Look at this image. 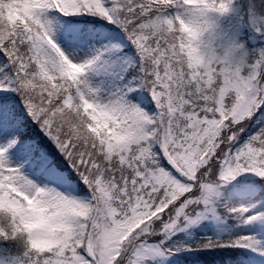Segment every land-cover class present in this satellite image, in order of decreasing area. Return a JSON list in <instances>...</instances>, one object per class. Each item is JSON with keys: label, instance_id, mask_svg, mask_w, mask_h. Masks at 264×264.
<instances>
[{"label": "snow or ice", "instance_id": "6c2138e0", "mask_svg": "<svg viewBox=\"0 0 264 264\" xmlns=\"http://www.w3.org/2000/svg\"><path fill=\"white\" fill-rule=\"evenodd\" d=\"M189 48L195 71L180 63ZM131 102L152 120L135 143L87 130L85 105L118 119ZM245 173L264 192V0H0V181L44 221L22 242L0 230V264H264L255 232L165 243L221 220L218 206L264 232L259 201L221 200ZM36 234L51 242L31 246Z\"/></svg>", "mask_w": 264, "mask_h": 264}, {"label": "clouds", "instance_id": "9594fccd", "mask_svg": "<svg viewBox=\"0 0 264 264\" xmlns=\"http://www.w3.org/2000/svg\"><path fill=\"white\" fill-rule=\"evenodd\" d=\"M202 2L204 0H185V3L193 6ZM180 28L191 34V28L183 22H181ZM179 55L180 63H183L185 67H192L194 71L196 70L199 58L194 55L193 49L189 48L186 52ZM165 102H167V97H165ZM131 103L134 105V109L120 115L118 119L107 112L93 108L91 105H85L86 112L91 109V113L89 114L91 124L86 125L87 130L97 137L108 136L118 140L122 136L129 144L135 143L136 137L145 131L147 125L152 123V120L148 118L147 110L135 104V102ZM113 126L123 129L124 132L119 135L115 134ZM47 196L50 200L64 206L66 215L71 223L75 224L84 218L83 209L78 210L72 203H66L68 201H75V194H66L56 189L47 193ZM5 207L16 208L20 212V215L17 223L14 225L11 217L6 212L0 211V230L15 228L17 238L21 242L24 239V233L39 229L44 222L43 218L38 215L34 199L30 198L26 193L18 191L11 184H5L3 181H0V209ZM50 242L45 235L36 234L31 240V246L40 247Z\"/></svg>", "mask_w": 264, "mask_h": 264}, {"label": "trees", "instance_id": "16d2710c", "mask_svg": "<svg viewBox=\"0 0 264 264\" xmlns=\"http://www.w3.org/2000/svg\"><path fill=\"white\" fill-rule=\"evenodd\" d=\"M234 2L237 4L243 5V0H234ZM245 13H246V9H245ZM244 135L245 133H241V140L244 137ZM241 140H238L237 143ZM259 182H260V179H259ZM254 184H257V183H254ZM254 184H250V185L237 184V185L230 186L228 188H224L223 194L221 195V200L228 198L231 203H239L240 200H249L250 202L259 201L258 203H261L262 201H264V192H257L255 195H253L252 185ZM217 211L220 213L221 216L227 217L226 220H228L229 222H232L233 219H235V217L228 215L226 213V210L222 206H218ZM187 228L188 226L186 228L183 226H180L179 227L180 230L178 231L180 233H176L177 231H174L173 234L179 235V239H183L184 237L182 233ZM251 232L252 231H250L249 228L247 227L230 228L227 231H223L221 238H229V237L236 236L239 234H248ZM173 234L169 235V242L166 243L167 246L176 245L177 239L174 238V236H172ZM205 236H211L215 238V236L212 234V226L207 223H203V224L196 226L193 229V231L189 234V238H186V241L184 242H189L192 240L200 239ZM154 238L157 239V237H154ZM158 239H159V236H158ZM4 250H7V249H3L0 251H4ZM0 254L3 255V253H0Z\"/></svg>", "mask_w": 264, "mask_h": 264}, {"label": "rangeland", "instance_id": "374dc122", "mask_svg": "<svg viewBox=\"0 0 264 264\" xmlns=\"http://www.w3.org/2000/svg\"><path fill=\"white\" fill-rule=\"evenodd\" d=\"M259 179H260L259 177H254L253 174H250V173L241 174L240 176H237L234 180H232V181L228 182L227 184L221 186L220 191H221V193H223L224 188H228L230 186L237 185V184H239V185H241V184L250 185V184H254V183H259ZM239 203H250V201L249 200H240ZM255 210L264 211V201L256 204ZM203 223H207V224H210L212 226V234L215 237L221 236L223 234V231L230 228L228 222L226 221L225 217H223V216H221V220H219V221H215V220H212L210 218H205V219L200 220L196 224L189 225L188 228L186 230H184V232L182 233L183 237H184L183 239H179V235L172 233L173 234L172 236H174V238L177 239L176 244L186 241V238H189V234L193 231V229L196 226L203 224ZM261 223H264V221L258 220V221L254 222L255 225H259ZM241 224H244V223H241ZM244 227H247L250 230H252V232H255L257 239L261 242V244H264V232L259 231L257 228H255L253 226V224H244ZM179 230H177L176 233H180V232H178ZM168 242H169V237L165 243H168ZM0 253H3V255L0 254V256H2V257H7L8 255H10L8 250L0 251ZM157 259H159V258L149 259L148 264H156Z\"/></svg>", "mask_w": 264, "mask_h": 264}]
</instances>
